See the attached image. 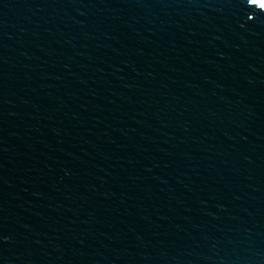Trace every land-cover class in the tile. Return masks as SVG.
Returning a JSON list of instances; mask_svg holds the SVG:
<instances>
[{
    "label": "water",
    "instance_id": "1",
    "mask_svg": "<svg viewBox=\"0 0 264 264\" xmlns=\"http://www.w3.org/2000/svg\"><path fill=\"white\" fill-rule=\"evenodd\" d=\"M0 264H264V0H0Z\"/></svg>",
    "mask_w": 264,
    "mask_h": 264
}]
</instances>
